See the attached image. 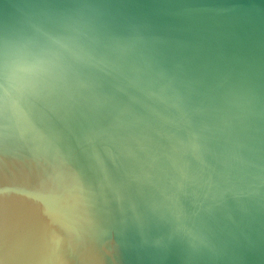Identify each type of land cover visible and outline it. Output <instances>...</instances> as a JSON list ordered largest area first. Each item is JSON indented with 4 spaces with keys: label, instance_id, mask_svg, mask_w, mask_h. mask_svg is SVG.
I'll return each mask as SVG.
<instances>
[{
    "label": "water",
    "instance_id": "1",
    "mask_svg": "<svg viewBox=\"0 0 264 264\" xmlns=\"http://www.w3.org/2000/svg\"><path fill=\"white\" fill-rule=\"evenodd\" d=\"M0 264H264V0H0Z\"/></svg>",
    "mask_w": 264,
    "mask_h": 264
}]
</instances>
